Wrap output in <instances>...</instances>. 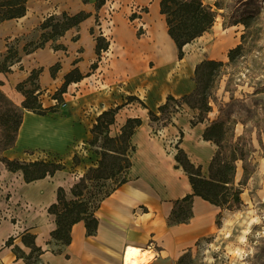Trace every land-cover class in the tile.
Segmentation results:
<instances>
[{"label": "crops", "instance_id": "1", "mask_svg": "<svg viewBox=\"0 0 264 264\" xmlns=\"http://www.w3.org/2000/svg\"><path fill=\"white\" fill-rule=\"evenodd\" d=\"M137 5L147 9L139 17V23L144 28L148 26L145 40L133 44L117 41L109 44L100 55L96 54L95 46L82 52L73 49L75 45L68 46V58L73 59L70 69L64 74L76 67L83 78L72 84H82L89 78L98 81L100 86L73 99L66 98L65 107L58 112L38 114L24 110L16 141L3 152L9 159L24 161L62 157V163L69 166V169L64 168L66 179L78 178L85 168L77 172L80 165L72 163V157L77 154L80 159H85V154L89 153L90 128L96 116L107 108L123 104L126 96L133 95L146 107L133 101L125 103L118 110L113 124L118 122L120 128L127 117H140L142 120L131 136L135 149L131 154L132 165L126 182L101 201L95 213L98 225L94 234L88 235L83 221H78L71 227L70 243L62 252L54 253L47 241L56 227L55 216L47 208L55 201L57 186H63L68 193V188L58 178L64 169L56 171L53 176L25 182L20 170L10 171L0 161V264H26L13 251L15 244L25 252L29 251L20 237L25 230L35 234V244L43 250L40 255L43 264H125L128 246L139 248L143 259L140 264H175L197 241L215 232L219 213L226 215V209L195 195L189 220L176 223L169 220L174 201L192 192L186 172L176 165L174 158L180 132L179 147L194 164L201 166L202 173L207 176L217 146L205 140L203 132L214 115L208 114L202 121L192 124L191 120L196 118L198 111L186 106L176 111L167 125L153 127L147 112L148 109L156 110L168 94L177 98L191 92L196 86L194 70L197 63L206 58L227 62L228 49L240 42L236 44L237 40L232 36L230 43L225 44L224 37H220L219 49L213 55L206 57L200 52L184 53L179 59L177 48L167 32L166 42L153 30L154 20L157 17L158 20L164 19L159 12V0H136ZM28 17L29 10L26 8L23 16L3 22L13 21L24 32L28 26L23 27V24L29 21ZM90 19L91 15L79 25ZM79 25L66 30L61 37L72 35V30L79 32ZM118 25L117 21V33ZM164 43L170 46L171 51L166 56ZM187 46L189 43L182 50L185 51ZM37 49L28 53L23 51V57L9 67L10 73L16 75L15 67L22 62L25 65L26 58L32 59ZM98 56L102 60L88 76L91 72L88 67L94 58L97 62ZM226 58L227 61H224ZM252 161L254 171L243 183L240 193L242 205L251 204L259 197L264 198V153L252 158ZM72 164L74 167H71ZM243 171L240 160L236 162L235 184L242 179ZM9 209L15 211L16 222L3 217ZM9 237L13 238V243L8 246L5 241Z\"/></svg>", "mask_w": 264, "mask_h": 264}, {"label": "rangeland", "instance_id": "2", "mask_svg": "<svg viewBox=\"0 0 264 264\" xmlns=\"http://www.w3.org/2000/svg\"><path fill=\"white\" fill-rule=\"evenodd\" d=\"M203 1L212 5L217 1L221 8H216L215 22L212 27L201 37L191 41L183 51V55L199 52L204 53L206 57L213 55L219 49L220 37H224L225 44L230 43L229 39L232 36L237 40L236 44L239 42L242 44L240 55L232 62L227 61L226 58L224 61L227 62L219 68L215 80L207 83L210 110L206 115H214L213 120L223 121L225 131L223 144L227 145L231 140L246 153V159L242 161L243 169L244 166L246 168V172L243 171L245 177L243 173L240 180L244 183L254 171L252 158H257L264 153V0ZM107 6L110 8L108 13L105 11ZM26 8L29 10V21L23 24V27L28 26L26 31L20 30L21 26L13 21L0 23V60H3V57L9 53L8 49L11 51L10 54L13 51L17 53L20 51V58H22L25 44L30 50L33 44L40 41V34L43 31L40 24L50 15L60 18L62 12L74 14L79 10H84L90 13L91 19L78 24L79 32L72 30L74 31L72 35L58 36L43 43L32 59L25 56L27 67L22 64L24 62L18 64L15 67L16 75H12L10 70L0 71L2 72L0 89L16 104H21L20 101L23 99L21 92L16 90V84L26 79L31 69L37 70L36 82L40 91L38 100L43 107L58 103L61 110L65 107L66 98L73 99L77 95L87 94L91 89L95 90L100 86L98 81L88 78L82 84L70 83L58 102L53 98L63 82L64 73L70 69V61L73 59L68 58L69 53L66 52L68 46L75 45L73 49L81 52L93 46L95 49L96 46H100L103 48L99 52L100 55L111 43L117 41L140 43V40H145L148 36V26H145L144 30L141 28L137 30L140 25L139 17L146 7L136 6V0H27ZM99 13L103 19L105 37L97 33L96 21ZM104 17L111 18L110 26L107 27ZM244 19L249 20L248 26L244 25ZM117 21L119 22L118 33L115 30ZM153 27L157 36L162 35L165 40L164 19L158 20L157 17ZM45 31L48 33L50 30ZM159 50H161L160 47ZM163 51L165 56L171 54L170 46L167 47L164 43ZM174 58L176 59V55ZM101 60L100 56L97 62L94 58L96 63ZM89 70L91 72H88V76L94 69L88 67ZM133 102L141 106L137 100ZM162 122V120L155 121L152 125L160 127ZM118 129L119 123L117 122L111 127L110 134L114 135ZM88 148L89 153L85 154V159H80L77 154H74L80 165L77 172L85 168L82 175L89 166H92L91 163L96 165L99 157L94 152L93 146L88 144ZM54 160L62 163L63 159L55 157ZM72 163H74L73 157ZM71 167H74L73 164ZM64 168L69 169V166L65 165ZM66 173L64 169L58 178L68 188L66 194L69 198L70 187L82 175L78 178L66 179ZM114 184L115 179L113 178L101 180L100 190H107ZM219 220L220 223H217L218 228L215 232L197 241L180 264H264V198L259 197L251 204L240 205L238 208L231 205L226 208V215L221 214ZM177 262L178 260L175 264Z\"/></svg>", "mask_w": 264, "mask_h": 264}, {"label": "trees", "instance_id": "3", "mask_svg": "<svg viewBox=\"0 0 264 264\" xmlns=\"http://www.w3.org/2000/svg\"><path fill=\"white\" fill-rule=\"evenodd\" d=\"M26 1L0 0V23L23 16L26 12ZM216 8H221L217 1L212 5L203 0H159V12L164 16L166 32L177 48L179 59L183 57L182 48L185 44L200 37L212 27L215 22ZM88 16H90V13L84 10H79L74 14L62 12L60 18L50 15L40 24L43 30L40 34V41L33 44L30 50L25 44L23 51L28 53L42 47L43 43L62 36L66 30L78 25ZM243 23L248 26L249 20L244 19ZM47 29L50 30L48 33L45 31ZM242 38L243 34L241 35ZM101 50L103 48L96 46V54L99 55ZM241 50V43L229 49L227 53L228 61H234L240 55ZM8 52L3 60H0V71H9V67L20 60L17 51L10 54L11 51L8 49ZM223 65H225L223 61L210 59H204L198 63L194 70L196 87L191 92L177 98L168 94L166 100L156 110L148 109L147 114L151 124L162 120V125H167L171 121V116L184 105L198 110L196 118L191 120L192 124L195 121H202L210 110L206 85L209 81L215 80L218 76L217 71ZM96 67V62H93L90 66L91 69ZM37 75V70L32 69L26 79L16 84V90L20 91L23 96L20 105L10 100L0 89V160L8 170H20L25 182L53 176L56 171L65 167L63 163L54 159L24 161L1 156L4 150L14 145L24 110L38 114L59 111L58 103L43 107L38 100L40 91L36 82ZM82 78V73L76 67L68 71L64 74L63 82L53 98L57 102L58 99L61 100V95L65 93L67 86L72 82L80 81ZM125 99L126 101L123 104L101 111L90 128L91 137L88 144L95 148L94 152L99 156L96 165L89 166L79 180L72 184L69 189V198L63 186L59 185L56 188L55 201L47 208V211L55 216L56 227L50 232V239L47 241L50 250L54 253L62 252L63 248L70 243L71 227L78 221H83L88 235L94 234L98 225V218L95 213L101 201L127 180V173L132 165L131 154L135 149L131 143V136L142 123V120L140 117H127L117 133L111 135L110 129L115 122L118 110L125 103L137 100L142 106L146 107V105L133 95H128ZM181 135L180 132V138L175 145L174 158L176 165L182 167L186 172L192 192L174 201L169 216L170 222H185L190 219L192 215L191 202L195 195L222 209L229 208L231 205L237 208L242 205L240 193L242 192L243 182L240 181L235 184L234 173L236 162L238 160L244 161L246 153L242 148H239L237 143L231 140L228 141L227 145L223 144L225 138L223 121L220 119L210 121L203 132V138L212 141L217 146L210 160L207 176L202 173L201 166L194 164L184 150L179 147ZM74 159H77L75 155L73 161L75 165L78 164V159ZM244 172H246L245 166ZM107 178L115 179V184L111 188L102 191L100 190L101 180ZM220 216L221 213L217 216V223H220ZM20 237L22 243L29 248V251L25 252L15 244L13 251L16 257L21 258L26 264H43L40 259L43 250L35 244V234L30 230H25ZM12 243V237L5 241V245L8 246ZM187 252H184L178 258L177 264L183 261Z\"/></svg>", "mask_w": 264, "mask_h": 264}, {"label": "built area", "instance_id": "4", "mask_svg": "<svg viewBox=\"0 0 264 264\" xmlns=\"http://www.w3.org/2000/svg\"><path fill=\"white\" fill-rule=\"evenodd\" d=\"M113 8H114V7L112 6V9H113ZM108 10H110L109 6L105 7V11H106L107 13L109 12ZM107 15H108V14H107ZM98 17H99V18H98V20L96 21L97 33H98L99 36H103V37H105V36H106V33H105V30H104V27H103V24H102L103 19L100 17V13L98 14ZM104 18H105V17H104ZM104 21L106 22L107 27L110 26V24H111V18H110V17L105 18ZM107 27H106V28H107ZM140 28L144 30V27H143L142 24H140V25L137 27V30L139 31ZM6 201L8 202L9 205L11 204L10 199H9L8 196H6ZM13 212H15V211L9 209V211H7L3 217L9 219V220L12 221V222H16L17 217L15 216V214H14Z\"/></svg>", "mask_w": 264, "mask_h": 264}, {"label": "bare ground", "instance_id": "5", "mask_svg": "<svg viewBox=\"0 0 264 264\" xmlns=\"http://www.w3.org/2000/svg\"><path fill=\"white\" fill-rule=\"evenodd\" d=\"M143 261L139 248L128 246L125 253V264H140Z\"/></svg>", "mask_w": 264, "mask_h": 264}]
</instances>
